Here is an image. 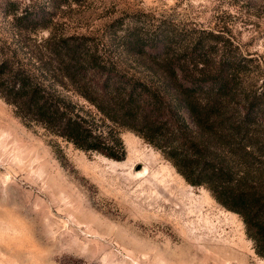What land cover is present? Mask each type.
Listing matches in <instances>:
<instances>
[{
  "label": "rangeland",
  "instance_id": "374dc122",
  "mask_svg": "<svg viewBox=\"0 0 264 264\" xmlns=\"http://www.w3.org/2000/svg\"><path fill=\"white\" fill-rule=\"evenodd\" d=\"M16 1L52 13L48 30L18 32L0 12V41L42 79L49 32L116 58L121 19L173 28L182 39L193 29L221 30L252 57L251 75L264 77V0ZM61 92L95 112L71 88ZM0 106V264H264L241 218L132 131L119 129L126 156L118 161L76 148L1 97Z\"/></svg>",
  "mask_w": 264,
  "mask_h": 264
},
{
  "label": "trees",
  "instance_id": "16d2710c",
  "mask_svg": "<svg viewBox=\"0 0 264 264\" xmlns=\"http://www.w3.org/2000/svg\"><path fill=\"white\" fill-rule=\"evenodd\" d=\"M48 1L56 7L79 0ZM0 7L18 32L48 30L52 21L35 2L5 0ZM122 21L113 30L116 58L49 32L41 68L48 83L0 41V97L76 148L114 160L126 156L119 129L132 131L188 184L205 187L236 213L264 258V77L251 75L252 57L221 30L193 29L182 39L173 28ZM64 87L95 112L73 103Z\"/></svg>",
  "mask_w": 264,
  "mask_h": 264
},
{
  "label": "bare ground",
  "instance_id": "6f19581e",
  "mask_svg": "<svg viewBox=\"0 0 264 264\" xmlns=\"http://www.w3.org/2000/svg\"><path fill=\"white\" fill-rule=\"evenodd\" d=\"M0 108H1V106H0ZM146 173V168L144 167L143 168V170L142 171H140L139 173L140 174H143V173ZM162 178H164V180H166V181H170L171 183V185H173V186H175L176 184H175V181H174V179H172V178H170L171 176L170 175H168V174H162V175H160ZM207 205V204H206ZM210 208H212V205H210Z\"/></svg>",
  "mask_w": 264,
  "mask_h": 264
},
{
  "label": "water",
  "instance_id": "95a60500",
  "mask_svg": "<svg viewBox=\"0 0 264 264\" xmlns=\"http://www.w3.org/2000/svg\"><path fill=\"white\" fill-rule=\"evenodd\" d=\"M141 170H142V168L141 167H138L136 171H141Z\"/></svg>",
  "mask_w": 264,
  "mask_h": 264
}]
</instances>
